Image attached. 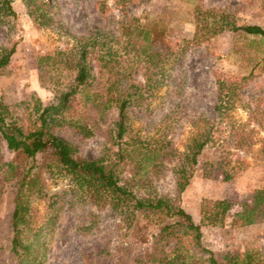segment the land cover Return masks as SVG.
Instances as JSON below:
<instances>
[{
	"label": "rangeland",
	"instance_id": "1",
	"mask_svg": "<svg viewBox=\"0 0 264 264\" xmlns=\"http://www.w3.org/2000/svg\"><path fill=\"white\" fill-rule=\"evenodd\" d=\"M47 2L50 26H36L21 0H12L15 19L0 25V44L15 45L9 64L0 69V103L8 106L18 123L33 126L37 116L32 108L37 101L43 107L55 104L59 93L73 82V71L65 61L75 53L77 38L95 32L106 35L96 47L104 44L117 59L115 69L124 79L116 76L121 80L118 89L123 91L126 84L142 86L141 96L133 94L126 106L127 135L120 142L115 137L116 105L105 103L107 96L99 93L104 96L99 111L90 108L87 91L74 95L71 109L52 125L53 133L71 143L75 157L105 162L126 141L177 153L185 150L191 138L207 133L209 141L180 195L175 192L177 156L172 152L163 157L149 187L135 190L136 194L175 201L200 226L202 246L219 263L238 256L251 264H264V202L252 214L255 223L242 225L240 221L253 207L255 193L264 192V40L224 31L199 45H185L179 58L174 55L179 43L191 41L194 35L196 8L220 10L230 14L237 25L264 29V0H132L123 10L115 0ZM132 18L151 32L153 50L170 48L171 54L163 59L164 73L159 74L160 65L156 69L154 79L159 84L152 90L144 87L141 65L128 62L133 56L124 53L126 42L119 24ZM221 80L234 82L236 89L231 107L217 113V81ZM97 84L92 89L101 92ZM43 157L36 156L35 166L39 167ZM9 163L25 170L32 165L31 160L8 151L0 139V264H24L21 252L15 255L11 245L17 178L8 172ZM119 164L121 178L129 179V160ZM35 171L39 169L31 174ZM41 179L42 196L30 204L28 226L21 234L23 241L38 234L42 242L28 264L159 263L154 257L162 258L163 251H155L154 246L161 226L152 218L136 213L125 220L108 206L90 204L56 169L41 172ZM218 201L227 207L222 222L209 218L222 213V206L215 205ZM183 241L189 246V239Z\"/></svg>",
	"mask_w": 264,
	"mask_h": 264
},
{
	"label": "trees",
	"instance_id": "2",
	"mask_svg": "<svg viewBox=\"0 0 264 264\" xmlns=\"http://www.w3.org/2000/svg\"><path fill=\"white\" fill-rule=\"evenodd\" d=\"M131 1L115 0V4L121 6L123 10ZM21 2L36 26H50L52 17L47 0H21ZM15 17L12 0H0V25H8L9 19H15ZM123 17H126L125 13ZM194 23V35L191 41L183 40L179 43L178 52L174 53L177 58L181 57L185 45H199L224 31L241 32L264 40V29L256 25H237L230 14L220 10L196 8ZM119 31L126 42L124 53L133 56L128 62L135 61L137 65H141L144 72V87L152 90L153 86L159 84L158 80L154 79L156 76L154 74L158 73L156 69L160 65L159 74L164 73L163 59L170 53V48L153 50L149 44L153 41L151 32L143 29L137 19H123L119 24ZM100 37L102 40L107 38L99 32L91 33L88 37L77 38L75 53L68 56L65 61L66 68L73 71V82L68 85L67 91L59 93L55 104L50 103L43 107L37 101L32 108L33 114L37 116L33 126L24 127L18 123L8 106L0 103V139L8 151L24 160L32 161V165L26 170L12 163L8 165V172L13 178H17V191L11 216L14 231L11 241L13 253L19 255L21 252L24 264L32 263L29 256H33L34 249L42 245L38 234L24 241L21 234L23 228L28 226L27 214L30 204L33 199L42 196L41 187L44 182L41 179V172L45 171V174L46 172L49 174L51 170L56 169L69 179V185L74 187L90 204L96 207L108 206L116 214L122 215L125 220L135 217L137 213L143 217L152 218L157 225L161 226L155 234L154 250L159 253L163 251V257L157 259L153 256L157 262L159 261L158 264H251L238 256L229 257L223 263H219L212 252L202 246L200 226L195 224L191 216L175 201L162 196L149 197L148 194L142 197L136 194L135 190H146L149 187L154 174L163 164V157L172 151H164L163 146L159 148L141 146L131 139L133 143L126 141L127 144H124V147H120L123 143L119 145L120 148L111 161L88 160L75 157V149L71 143L53 133L52 125L60 122L58 116L64 115L71 109V101L80 91L88 92L87 105L90 108H97L98 111L101 107L100 99L104 97L99 93H105L107 96L105 103H114L118 109V121L114 124L115 137L120 142L128 133L126 106L133 94L141 96L139 93L142 86L126 84L123 91L118 89L117 85L121 82L116 79V76H121L115 69L118 62L115 61L112 51L105 48L104 44H101L99 49L96 47ZM14 52L15 45L0 44V69L9 64ZM121 78L123 79L122 76ZM97 81L101 92L92 89L95 84L98 87ZM235 89L234 82L217 81V101L214 108L217 113L231 107ZM237 89H239L238 85ZM112 93L126 94L113 95ZM208 141L207 133H201L189 140L183 152H172L174 156H177V164L173 167L177 195H180L189 185L197 164V157ZM39 154L45 157L38 167L35 166V160ZM125 158L131 164L129 179L121 178L122 169L119 163ZM34 168H38L39 171L31 174ZM262 202H264V192L257 191L253 198V207L240 220L242 225L255 223L256 219L252 214ZM215 205L222 206V213H215L209 218L222 222L227 207L223 201H218ZM171 220L175 221L172 223ZM183 238L190 240L189 246L184 245ZM168 244L171 245L166 251L164 248Z\"/></svg>",
	"mask_w": 264,
	"mask_h": 264
}]
</instances>
